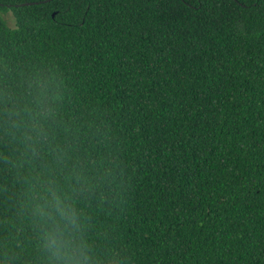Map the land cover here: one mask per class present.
<instances>
[{"label": "trees", "instance_id": "trees-1", "mask_svg": "<svg viewBox=\"0 0 264 264\" xmlns=\"http://www.w3.org/2000/svg\"><path fill=\"white\" fill-rule=\"evenodd\" d=\"M49 182L91 264H264V0H0V264Z\"/></svg>", "mask_w": 264, "mask_h": 264}, {"label": "clouds", "instance_id": "clouds-1", "mask_svg": "<svg viewBox=\"0 0 264 264\" xmlns=\"http://www.w3.org/2000/svg\"><path fill=\"white\" fill-rule=\"evenodd\" d=\"M37 87L42 89L43 85ZM37 96L41 104L47 99L42 90ZM50 113L51 108L48 109ZM32 211L41 248L47 254L49 264H91L81 214L72 196L49 182L47 186H41Z\"/></svg>", "mask_w": 264, "mask_h": 264}, {"label": "rangeland", "instance_id": "rangeland-1", "mask_svg": "<svg viewBox=\"0 0 264 264\" xmlns=\"http://www.w3.org/2000/svg\"><path fill=\"white\" fill-rule=\"evenodd\" d=\"M3 18L7 22V25L9 27H13V25H14V19H13V17H12V15H11L10 12H7L6 14H3Z\"/></svg>", "mask_w": 264, "mask_h": 264}, {"label": "water", "instance_id": "water-1", "mask_svg": "<svg viewBox=\"0 0 264 264\" xmlns=\"http://www.w3.org/2000/svg\"><path fill=\"white\" fill-rule=\"evenodd\" d=\"M45 2H47V1H45ZM23 5H29V4H23ZM54 16V13L52 14V17Z\"/></svg>", "mask_w": 264, "mask_h": 264}]
</instances>
